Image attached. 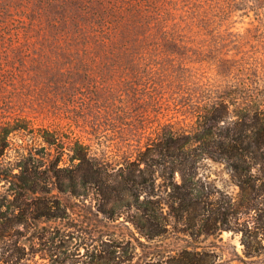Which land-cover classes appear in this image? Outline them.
<instances>
[{
  "label": "rangeland",
  "instance_id": "obj_1",
  "mask_svg": "<svg viewBox=\"0 0 264 264\" xmlns=\"http://www.w3.org/2000/svg\"><path fill=\"white\" fill-rule=\"evenodd\" d=\"M176 7L178 52L1 78L0 264H264V0Z\"/></svg>",
  "mask_w": 264,
  "mask_h": 264
},
{
  "label": "trees",
  "instance_id": "obj_2",
  "mask_svg": "<svg viewBox=\"0 0 264 264\" xmlns=\"http://www.w3.org/2000/svg\"><path fill=\"white\" fill-rule=\"evenodd\" d=\"M177 4L178 0H0V81L18 74L28 59L36 71L68 74L103 69L113 59L168 48L178 52L185 35L177 25Z\"/></svg>",
  "mask_w": 264,
  "mask_h": 264
},
{
  "label": "crops",
  "instance_id": "obj_3",
  "mask_svg": "<svg viewBox=\"0 0 264 264\" xmlns=\"http://www.w3.org/2000/svg\"><path fill=\"white\" fill-rule=\"evenodd\" d=\"M231 169H232V171L234 170L232 166H231ZM237 184L243 188V187H245V185H247V184L250 185L252 183L241 182L239 180V183H237ZM191 186H192V183H185V182L182 185V187L185 188V192H182V195L179 196V199L182 202H186L188 199L190 200V197H188V195L190 194L191 191L188 189ZM199 251L200 250L198 249V247H194L193 249L185 247L182 250V252L180 253V255H178V256L166 254L165 256H163L162 262H163V264H197V262H195L196 260L190 259L191 258L190 256L193 254V256L196 257V255L199 253ZM185 259H188V261H185ZM159 264H161V263H159Z\"/></svg>",
  "mask_w": 264,
  "mask_h": 264
}]
</instances>
